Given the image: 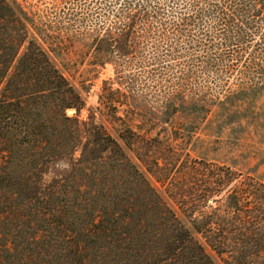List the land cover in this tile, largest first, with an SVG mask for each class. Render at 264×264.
I'll return each instance as SVG.
<instances>
[{
  "label": "rangeland",
  "instance_id": "374dc122",
  "mask_svg": "<svg viewBox=\"0 0 264 264\" xmlns=\"http://www.w3.org/2000/svg\"><path fill=\"white\" fill-rule=\"evenodd\" d=\"M14 1L27 9L55 2ZM76 46L57 64L80 90L78 112L7 77L0 84V102L13 98L0 104V128H10L0 143V264H224L230 247L218 255L206 234L239 243L236 261L264 264V91L244 95L254 105L241 106L228 123L232 114L216 106L220 87L234 86L215 72L225 62L202 74L183 59L146 60L142 47L140 56L100 66ZM184 63L192 72L180 80L153 73ZM163 79L185 80L184 94L215 105L164 112ZM239 182L253 190L243 196L250 218L225 217L222 207L214 211L221 219H204ZM202 216L206 234L184 235L182 225Z\"/></svg>",
  "mask_w": 264,
  "mask_h": 264
},
{
  "label": "trees",
  "instance_id": "16d2710c",
  "mask_svg": "<svg viewBox=\"0 0 264 264\" xmlns=\"http://www.w3.org/2000/svg\"><path fill=\"white\" fill-rule=\"evenodd\" d=\"M54 1L51 6L38 3L34 9H27L14 0H0V59L7 56V63H0V84L7 77L8 82L14 80L20 88L32 87L40 97L55 96L61 110L71 108L78 112L82 108L80 90L70 84L57 61L76 50V44H82L92 51L100 66L115 65L119 58L127 61L130 56H140L142 47H146V60L161 64L183 59L203 67L202 74L208 72L209 66L225 62L226 66L215 72L227 75L234 86L220 87L224 97L216 101V106L232 114V118L231 115L225 118L228 123L239 114L237 110L241 106L254 105L253 99L248 100L244 95L264 91V0ZM47 11L50 13L46 15ZM46 18L53 26L43 22ZM8 63L11 71L6 75ZM184 65L175 71L169 70L171 65L160 67L153 73H158L161 79L178 74L180 80L192 72L191 64ZM163 81L167 94L162 103L164 112L170 109L205 112L215 105L214 101L205 100L200 91L198 97L189 92L184 94L185 80L180 85ZM8 100L2 99L0 104L13 102L12 97ZM8 130V126L0 128V143ZM3 178L0 174L1 187ZM243 183H235L222 198L214 199L217 206L213 207V216L210 213L204 219H221L222 215L214 211L222 207L225 217L249 219L245 211H250L252 206L245 205L243 196L253 190H245L251 187L248 184L242 187ZM194 219L188 227L182 225L183 234L190 231L206 234L197 222L203 216ZM204 238L206 245L218 255L223 254L224 247H230V251L224 252L227 254L224 264H242L235 257L239 243L232 245L229 239L207 234ZM197 248L204 250L202 243Z\"/></svg>",
  "mask_w": 264,
  "mask_h": 264
}]
</instances>
